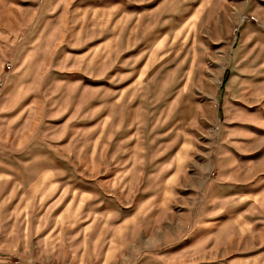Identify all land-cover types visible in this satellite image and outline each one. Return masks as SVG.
<instances>
[{
	"label": "rangeland",
	"instance_id": "obj_1",
	"mask_svg": "<svg viewBox=\"0 0 264 264\" xmlns=\"http://www.w3.org/2000/svg\"><path fill=\"white\" fill-rule=\"evenodd\" d=\"M73 262L264 264V0H0V264Z\"/></svg>",
	"mask_w": 264,
	"mask_h": 264
},
{
	"label": "crops",
	"instance_id": "obj_2",
	"mask_svg": "<svg viewBox=\"0 0 264 264\" xmlns=\"http://www.w3.org/2000/svg\"><path fill=\"white\" fill-rule=\"evenodd\" d=\"M176 34H177V32H176ZM253 146H255V145H253ZM252 157L255 158V155H253ZM241 168H243V167L241 166ZM254 168H255V163H254L253 166L246 167L245 169H242L240 174L241 175L250 174L254 170ZM41 179H48L49 182L47 184L50 185L51 184V180H52L51 172H49L48 169H44L43 171L38 172L34 176V180H36V181H41ZM33 191H34L33 192V194H34L33 196L37 197L36 201L39 202V203H46L48 201V196L51 195L49 189H47L45 187H37V188H34ZM46 192H48V193H46ZM59 203H60V199L54 201V205H58ZM39 206H42V205H39ZM77 250H78V248H77ZM67 254H69L68 257L73 259V260L78 259V256H79L78 251H76V252H68ZM65 256L63 258H65ZM73 264H75V262H73Z\"/></svg>",
	"mask_w": 264,
	"mask_h": 264
},
{
	"label": "built area",
	"instance_id": "obj_3",
	"mask_svg": "<svg viewBox=\"0 0 264 264\" xmlns=\"http://www.w3.org/2000/svg\"><path fill=\"white\" fill-rule=\"evenodd\" d=\"M5 68L6 69H8L9 68V64L7 63V64H5Z\"/></svg>",
	"mask_w": 264,
	"mask_h": 264
}]
</instances>
